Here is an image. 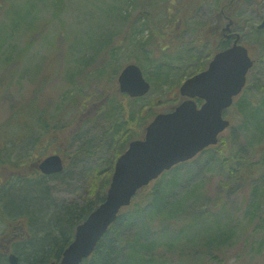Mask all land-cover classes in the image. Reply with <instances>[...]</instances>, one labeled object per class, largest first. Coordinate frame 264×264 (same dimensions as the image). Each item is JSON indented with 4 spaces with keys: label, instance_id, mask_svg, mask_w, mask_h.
Returning a JSON list of instances; mask_svg holds the SVG:
<instances>
[{
    "label": "rangeland",
    "instance_id": "374dc122",
    "mask_svg": "<svg viewBox=\"0 0 264 264\" xmlns=\"http://www.w3.org/2000/svg\"><path fill=\"white\" fill-rule=\"evenodd\" d=\"M182 1L62 0L61 14H56L55 0H0V127L7 125L37 97L31 116L24 123H37L35 111L39 106L45 121L66 124L72 129L69 138L61 139L58 144L48 145L43 138L40 148L31 150L34 143L22 147L17 154L19 158L29 153L25 159L28 164L23 167L30 172V164L37 159L54 153L68 157L81 146L90 152L87 167L72 161L64 178L46 184L58 203L83 206L94 196L106 193L104 184L106 178L113 175L120 150L127 148L133 139L141 138L157 113L174 106V95L178 94L189 71L201 70L210 60L211 37L204 42L202 34L220 21L225 22L224 17L218 19L217 13L224 0L208 3L203 0L191 11L185 25L179 26L175 18L177 11L183 6L190 8L188 1ZM263 15L264 0L246 2L235 15L239 22L235 33L242 35V43L253 58L261 60L249 73L245 92L251 108L261 102L264 110V30L257 29L263 23ZM167 25L182 29V44L187 51L185 48L163 49L174 36L165 35L172 34ZM151 32L156 46L145 44ZM161 34L166 39L160 41ZM109 38L116 46L122 41L121 49L113 53L96 52L97 43ZM192 46L193 60L188 53ZM165 57L172 61L171 68H165ZM5 58H10L9 63ZM80 59H87L90 67L78 66ZM131 63L146 67L143 72L152 85L150 93L138 101L120 96L118 91L119 74ZM72 68L76 70L75 80L69 81L65 76L70 75ZM168 70L172 73L166 76L168 84L155 80L157 71ZM236 103L226 112L231 127L223 134L221 142L179 168L183 181H189L190 187H196L199 192L200 198L194 201L204 208L219 205V215L215 210L212 214L219 221L227 219L235 235L221 251L215 249L216 245L203 247L198 242L192 247L194 251L178 254L182 257L178 256L181 261L177 264L190 263L192 256L202 257L200 264H264V168L258 171V175L263 176L258 180L260 183L234 181L229 174L235 161L231 157L237 155L251 162L262 160L264 112L259 120L261 125H253L244 120ZM114 122L122 123V129L112 139ZM12 127L17 130L16 126ZM66 132L67 128H63L58 135L64 136ZM223 160L227 161L225 165ZM256 183L260 189L256 201L261 204L257 212L251 213ZM203 252L211 255L205 256Z\"/></svg>",
    "mask_w": 264,
    "mask_h": 264
},
{
    "label": "trees",
    "instance_id": "16d2710c",
    "mask_svg": "<svg viewBox=\"0 0 264 264\" xmlns=\"http://www.w3.org/2000/svg\"><path fill=\"white\" fill-rule=\"evenodd\" d=\"M184 1H188L187 4H190V8L188 10V6H183L177 11L175 18L178 20L179 26L188 20L191 11L201 5L203 0ZM189 1H192L193 4ZM220 4L224 11L229 5L226 1ZM54 6L56 14H61L62 0H55ZM179 26H166L172 34L166 33L165 35L174 36L167 40L166 45L163 46L164 50L179 51L180 48H185L187 51L185 44H182ZM165 31L166 29L162 34ZM162 34L159 35L160 41L166 39ZM151 36L152 32L145 41L146 46L149 43L156 46L152 42ZM214 39L215 37L209 41L210 52L217 50ZM202 40L206 42L207 38ZM221 44L219 46L221 49L229 46L228 43L222 42ZM200 45H204V43H200ZM121 47L122 41L116 46L114 40L109 38L97 43L96 52L110 51L113 53L115 49L120 50ZM188 53L190 59L193 60V46ZM18 59L21 57L19 56ZM5 60L9 63L10 58H5ZM86 60L80 59L77 62L78 66H82L83 69L89 68L90 65L87 66ZM164 62L165 68H171L173 65L172 61L166 57ZM141 68L146 69L145 66ZM194 72L196 71L190 70L189 75ZM68 73L70 75L66 74L65 78L74 81L76 70L72 68ZM171 74V70L157 71L155 80L168 84L166 79ZM5 77L4 75L3 78ZM120 96L124 95L120 94ZM33 99L31 103L29 102L28 107L17 112L7 125L0 127V251H4V246L8 243L15 241L17 244L14 245V249L19 256L18 264H51L61 260L64 251L74 240L78 225L84 222L90 213L104 201L106 193L104 192L102 196H94L83 206L78 203L60 204L52 197L51 190L46 185L48 181L64 178L69 173V164L72 161L77 165L82 164L87 167L90 152L83 149L82 146L71 151L70 156L65 157L66 155H64L65 169L62 174L50 177L35 174L38 176H35L34 179L35 169L38 167L40 159L30 164V166L32 165L29 167L30 172L26 167H23L28 164L25 159L29 153L26 152L22 158H19L17 154L22 147L34 143V148H30L34 150L41 145L40 140L43 138L47 139L48 145L58 144L61 139L69 138L72 130L69 125L45 121L43 119L44 112L39 109V106L35 111L37 123L34 125L24 123L25 119L31 116L37 97ZM248 99V94L245 92L236 103L238 112L247 123L260 126L259 120L264 112L263 105L259 102L257 106L251 108V102ZM121 125L122 123H113L110 133L112 139L119 135V131L122 129ZM12 126H16L17 130H13ZM63 128H67V132L60 137L58 132ZM260 128L262 129V127ZM7 129H9L8 132L3 133ZM124 149L120 150L119 156L124 153ZM231 158L235 161L234 165L229 168V174L234 181L246 183L262 179L263 176L260 177L258 171L264 168V156L259 162L244 160L237 155ZM226 163L227 161L223 160V164ZM181 166L166 172L150 187L139 192L131 206L122 210L116 222L111 225L98 243L93 255L83 264H177L178 261H181L178 256L182 257L178 254H189L194 251L192 247L195 248L198 242H201L203 247L216 245L217 251H221L230 244L235 235L233 228L227 219L219 221L211 212L215 210L214 213L219 215L220 210L217 211L219 205L204 208L194 201V198H200L199 192L196 187H190L189 181H183V175L179 172ZM35 180L37 181L35 182ZM110 182L111 176L106 178L104 184L106 192ZM258 183L260 182L258 181ZM259 191V184L256 183L253 191L255 201L251 213L257 212L260 207L261 203L256 201ZM203 254L211 255L208 252H203ZM1 256L0 253L2 259ZM201 260L202 257L192 256L190 263L187 264H200Z\"/></svg>",
    "mask_w": 264,
    "mask_h": 264
},
{
    "label": "water",
    "instance_id": "95a60500",
    "mask_svg": "<svg viewBox=\"0 0 264 264\" xmlns=\"http://www.w3.org/2000/svg\"><path fill=\"white\" fill-rule=\"evenodd\" d=\"M260 28H264V21ZM239 41L240 36L232 48L215 55L207 70L182 85L180 92L189 100L173 113L159 114L147 127L145 138L130 143L116 162L104 202L77 227L74 241L60 262L52 264H82L94 253L120 212L132 204L143 188L165 171L219 142V135L230 127L223 113L242 93L254 66L248 49ZM119 85L121 92L132 97L144 96L150 90L141 69L134 64L122 71ZM196 97L205 100L201 109L193 100ZM39 169L46 175L60 173L64 169L62 159L58 155L49 156ZM9 261L18 264L19 258L12 254Z\"/></svg>",
    "mask_w": 264,
    "mask_h": 264
},
{
    "label": "flooded vegetation",
    "instance_id": "af4514ba",
    "mask_svg": "<svg viewBox=\"0 0 264 264\" xmlns=\"http://www.w3.org/2000/svg\"><path fill=\"white\" fill-rule=\"evenodd\" d=\"M223 20H225V22H223V21H220V23L218 24H215L214 25V35L216 34V43H222V42H225V41H227V42H229V44L230 43H232L233 42V40H234V38H231V39H226V36L227 35H229V33H227V29H228V25H227V23H228V21H229V19H228V17L226 16V17H224L223 18ZM227 22V23H226ZM226 25H227V28H226ZM229 30L231 31V29L229 28ZM221 36L225 39V40H223L222 38H221ZM225 36V37H224ZM219 49H221V48H219ZM200 105V104H199ZM17 243L15 242V241H13L12 243H11V251H14L15 252V246L14 245H16ZM4 248H5V246H4ZM3 252V254H4V256L5 257H7V260H8V256H7V251H6V249H4V251H2Z\"/></svg>",
    "mask_w": 264,
    "mask_h": 264
}]
</instances>
